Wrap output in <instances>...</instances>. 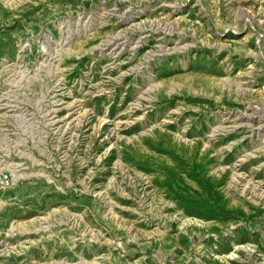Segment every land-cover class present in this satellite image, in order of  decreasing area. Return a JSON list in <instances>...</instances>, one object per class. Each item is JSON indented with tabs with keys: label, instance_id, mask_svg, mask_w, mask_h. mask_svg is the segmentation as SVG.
Here are the masks:
<instances>
[{
	"label": "rangeland",
	"instance_id": "374dc122",
	"mask_svg": "<svg viewBox=\"0 0 264 264\" xmlns=\"http://www.w3.org/2000/svg\"><path fill=\"white\" fill-rule=\"evenodd\" d=\"M0 264H264V0H0Z\"/></svg>",
	"mask_w": 264,
	"mask_h": 264
}]
</instances>
